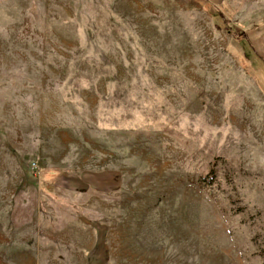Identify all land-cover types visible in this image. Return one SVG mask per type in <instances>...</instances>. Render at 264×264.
I'll use <instances>...</instances> for the list:
<instances>
[{
  "label": "rangeland",
  "instance_id": "374dc122",
  "mask_svg": "<svg viewBox=\"0 0 264 264\" xmlns=\"http://www.w3.org/2000/svg\"><path fill=\"white\" fill-rule=\"evenodd\" d=\"M0 264H264V0H0Z\"/></svg>",
  "mask_w": 264,
  "mask_h": 264
},
{
  "label": "trees",
  "instance_id": "16d2710c",
  "mask_svg": "<svg viewBox=\"0 0 264 264\" xmlns=\"http://www.w3.org/2000/svg\"><path fill=\"white\" fill-rule=\"evenodd\" d=\"M243 38V37H242Z\"/></svg>",
  "mask_w": 264,
  "mask_h": 264
}]
</instances>
